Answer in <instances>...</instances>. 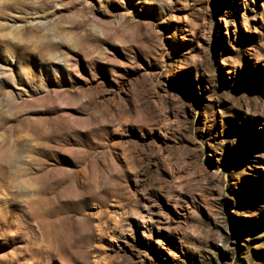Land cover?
Masks as SVG:
<instances>
[{"label":"rangeland","instance_id":"374dc122","mask_svg":"<svg viewBox=\"0 0 264 264\" xmlns=\"http://www.w3.org/2000/svg\"><path fill=\"white\" fill-rule=\"evenodd\" d=\"M0 264H264V0H0Z\"/></svg>","mask_w":264,"mask_h":264},{"label":"snow or ice","instance_id":"6c2138e0","mask_svg":"<svg viewBox=\"0 0 264 264\" xmlns=\"http://www.w3.org/2000/svg\"><path fill=\"white\" fill-rule=\"evenodd\" d=\"M5 226L3 216L0 215V228H3Z\"/></svg>","mask_w":264,"mask_h":264}]
</instances>
